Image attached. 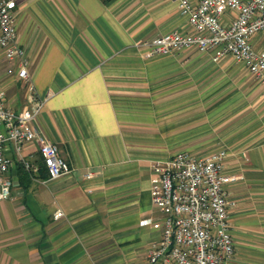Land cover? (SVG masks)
I'll return each instance as SVG.
<instances>
[{"label": "crops", "instance_id": "0c3cea01", "mask_svg": "<svg viewBox=\"0 0 264 264\" xmlns=\"http://www.w3.org/2000/svg\"><path fill=\"white\" fill-rule=\"evenodd\" d=\"M15 1L32 91L47 95L31 127L57 144L71 171L49 179L31 142L21 150L38 165L30 172L7 144L0 264H150L163 229L151 164L179 150L227 152L223 172L236 177L223 186L234 264H264V81L231 55L143 57L136 41L190 32L174 0ZM252 43L260 49L264 31ZM7 67L0 55V89L21 111L29 91Z\"/></svg>", "mask_w": 264, "mask_h": 264}, {"label": "built area", "instance_id": "2783aa9c", "mask_svg": "<svg viewBox=\"0 0 264 264\" xmlns=\"http://www.w3.org/2000/svg\"><path fill=\"white\" fill-rule=\"evenodd\" d=\"M174 1L180 13L187 15L190 32L171 30L136 41L134 46L143 57L187 49L210 51L214 59L231 55L257 80L264 81V44L258 49L252 43V37L264 31V0ZM16 8L15 0H0V55L8 64L6 73L26 84L29 105L21 111L13 110L0 89V200L10 196L12 185L8 143L30 172L37 173L38 165L26 161L21 150L31 142L38 145L49 179L71 171L57 144L31 127L47 95L36 96L32 91L30 59L17 38ZM226 155L225 150H218L199 158L179 150L167 159L152 162L150 196L163 214V229L160 238L150 245V264H234L227 212L231 202L223 186L236 177L223 172ZM62 216L61 209L55 210V218Z\"/></svg>", "mask_w": 264, "mask_h": 264}, {"label": "trees", "instance_id": "16d2710c", "mask_svg": "<svg viewBox=\"0 0 264 264\" xmlns=\"http://www.w3.org/2000/svg\"><path fill=\"white\" fill-rule=\"evenodd\" d=\"M106 1V0H105ZM41 164V166L44 168V166H43V164H42V162L40 163ZM41 168V167H40ZM45 169V168H44ZM46 171V170H45Z\"/></svg>", "mask_w": 264, "mask_h": 264}]
</instances>
